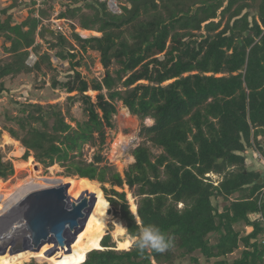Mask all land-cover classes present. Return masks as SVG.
Segmentation results:
<instances>
[{
    "label": "trees",
    "instance_id": "1",
    "mask_svg": "<svg viewBox=\"0 0 264 264\" xmlns=\"http://www.w3.org/2000/svg\"><path fill=\"white\" fill-rule=\"evenodd\" d=\"M61 6L58 19L70 22V37L45 27L53 4L40 18L30 10L20 23L11 15L3 19L9 10H0V98L8 92L7 79L32 74L49 76L54 90L69 95L65 110L60 103H18V114L7 119L15 127L5 125L0 138L6 131L26 149L24 163L35 160L50 169L60 162L66 177L102 185L107 207L97 205L102 213L93 222L102 220L84 233L83 245L102 230L106 214L111 220L110 206L119 218L113 235L132 239L152 224L172 241L162 253L141 254L133 246L121 251L106 228L97 235L101 250L89 252L83 264H178L189 257L200 264L197 253L215 264H264V173L249 165L257 156L264 161V0H156L123 24L118 22L129 13L126 5L121 15L99 0H65ZM78 28L99 35L85 38ZM31 51L33 66L27 64ZM90 51L100 53L105 69L91 81L79 70ZM59 61L69 64L67 81L59 79ZM90 91L97 92L96 101ZM77 103L85 120L74 117ZM119 103L142 122L154 121L140 135L162 150L156 156L146 144L138 146L124 175L103 154ZM86 146L96 149L92 162L79 157ZM4 159L0 151V179L7 181L15 168ZM209 174L221 182L215 185ZM125 186L136 190L140 223L127 193L116 190ZM87 189L99 194L95 185ZM217 199L228 203L222 211L213 203ZM239 225L251 232L243 236ZM241 244V257L230 263L227 257ZM80 254L72 247L56 257L64 262Z\"/></svg>",
    "mask_w": 264,
    "mask_h": 264
},
{
    "label": "rangeland",
    "instance_id": "2",
    "mask_svg": "<svg viewBox=\"0 0 264 264\" xmlns=\"http://www.w3.org/2000/svg\"><path fill=\"white\" fill-rule=\"evenodd\" d=\"M16 0H0V10L2 9H8L9 12L7 15L2 14L1 17L3 19H6L7 16L11 15L14 18V22L20 23L24 19H26L30 13V10H37L33 5L29 4L28 2H21V0L18 1V6L15 8H11L13 5V2ZM65 0H58L57 4L53 6V10H50L51 5L47 4L45 7L41 8L40 11H47L50 10L49 15H52L49 19L45 20L44 25L46 28H50V30L57 31V26L52 22L54 18H57V13L62 11V4H64ZM119 3L125 4L128 2L127 0H117ZM259 2V0H258ZM129 9L131 8V5L125 4ZM256 12V11H254ZM64 22L61 23V25L64 26L65 31L67 33V36H71L73 33V30L71 28L70 22L66 20H62ZM82 30V29H81ZM78 33H80L83 37H89L91 35L98 36L99 34L96 32L91 33H84L81 32L78 28ZM49 41L51 38H47ZM38 43L43 45L42 52H46L47 44L41 40L39 37L37 38ZM4 42V40H1L0 43V51L2 52L1 44ZM33 53V52H32ZM1 56L3 54L0 53ZM34 54V53H33ZM35 55V54H34ZM36 56V55H35ZM161 59L164 58V54L159 55ZM85 62L86 65L79 69L81 73L89 80H93L94 78H102L105 73V69L101 65L100 62V53L98 52H88V54L85 56ZM34 61L30 60V58L27 60V64L29 66L33 65ZM55 66L58 69L59 72V79L62 81H67L68 72L69 71V64L68 63H62L57 62ZM51 78L49 76L45 77L43 75H40L36 77V75H22L16 80L12 81L10 79L6 80V85L8 87V92L5 93L0 98V131L3 130V127L9 126V127H15V124L8 121V116H16L20 109V104L27 105L29 103H40V104H62L64 110L67 108V102L66 98L69 97L68 94L65 92L54 90L51 87ZM93 97V100L96 101L97 92L90 91L88 93ZM123 106L122 103L118 104V115L115 116V123L116 128L114 130L108 129L107 130V146L106 150L103 152L105 159L113 166L117 168V170L124 175V173L129 169V167L135 163L134 161L130 160V157L132 156V151L135 150L138 146L146 144L148 147L151 148L154 155L158 156L162 153V150L154 148L151 143L147 142L146 139L140 135L141 130L143 126L146 127H152L154 123H151L148 121L149 119L145 120L144 122L141 121L136 116L131 115L132 117L125 116L123 113ZM127 109V108H126ZM72 112L74 114V117L78 120H85L86 115L83 111L82 106L77 103L72 108ZM75 126V124H72ZM122 138H124L122 140ZM120 142H124V144L121 147H117V144ZM0 151L3 152L5 156V161L11 160L14 164L15 168V175L11 177L9 180L4 181L0 179V212L3 213V209L6 205L7 199H9L10 193L13 191V188L17 186L18 183L26 181V180H32L34 178L33 183L37 184H45L48 185V187H51L60 181L64 184H70L69 188V195L71 197L75 198L76 194L78 198L83 191H85V188L89 185H95L98 187L99 194L97 195V203L101 204V208L104 210L107 205L101 202L100 198V191H102V185L99 184L96 181H90V180H83L81 178L74 177V178H68L65 176V168L62 167L61 163H56V167L53 166L50 169H45L42 165H40L35 160H30L27 163H24L23 161V155L26 152V149L18 142L13 140L10 135L6 132H2V137L0 138ZM96 149L86 146L84 151L79 157H82L86 159L89 162L94 161ZM38 165V166H37ZM249 165L251 169H257L258 171L264 173V161L260 158V156H257L255 159L251 158L249 160ZM207 177H210V179L214 182H221L222 177H219L216 174H211L210 176L207 175ZM108 189H111L110 185H106ZM46 188V187H43ZM40 189V188H37ZM116 190L119 192H125L127 193V198L130 204V207L132 206L131 203H135L138 206L139 198L135 196L136 190H131L128 186H125L123 189L116 187ZM88 192L89 189H87ZM106 202V196L103 195ZM16 202H18L17 198H14L12 200V204L14 205ZM213 203L215 205H218L220 211L223 210L224 206L228 203L223 201L222 199L214 200ZM110 206V205H109ZM183 205L181 204L179 208H182ZM98 213H102L101 210L98 209ZM95 212V213H97ZM91 219V224L85 228V230L79 235L76 241L75 247H78L81 251V254L77 259H71L70 261H58L56 254L53 256H49L50 259L46 261L38 260L37 258H31L30 261H26L22 264H83L86 260V257L88 256V253L92 250H101L100 246V239L97 238V235L101 232H103L104 229L108 228L109 231L106 234L111 235L113 241L115 242L116 249L117 250H130L133 245L132 243H129L128 246L124 243L125 240H132L127 234L125 236H115L113 235V231L116 229V223L119 221V218L116 215V210L113 206H110L107 209V213L111 215V220L106 217L103 220V228L100 232L95 233L94 236L90 237L88 239V245H84L82 243L84 233H86L90 228L96 227V221L102 220V219H96L93 222V216ZM256 216H252L254 218ZM24 228L23 220H22V214L18 210H11L7 212L6 214L0 216V237H11L15 234L20 233L21 229ZM237 229L241 231L242 235L245 236L251 232V229L245 225H239L237 226ZM260 239H264V237H261ZM216 239L212 238V243H215ZM48 245V244H47ZM46 246V245H45ZM52 248V247H51ZM3 249V248H2ZM2 249H0V256H7L10 254V251L7 252L6 255L2 254ZM50 249V248H49ZM48 249V251H49ZM104 250V249H103ZM244 250V245L241 244L240 249H238L234 254L227 257V260L230 263H233L236 259H239L242 255V252ZM48 251H45L46 254ZM29 252V251H27ZM25 253V252H22ZM21 254V253H20ZM12 256H16L12 255ZM194 256L198 257L200 259V264H215L217 260L213 259L208 261L205 257H203L200 253L195 254ZM178 264H191L190 257L178 260ZM156 264V263H154Z\"/></svg>",
    "mask_w": 264,
    "mask_h": 264
},
{
    "label": "water",
    "instance_id": "3",
    "mask_svg": "<svg viewBox=\"0 0 264 264\" xmlns=\"http://www.w3.org/2000/svg\"><path fill=\"white\" fill-rule=\"evenodd\" d=\"M127 1L131 8L119 24L131 21L141 6L156 3V0ZM69 188L70 184L60 181L51 187L35 189L25 195L15 209L22 214L26 235L21 242L4 246L2 254L6 255L8 251L11 255L29 250L40 252L47 244L54 246L49 251V256L62 250L70 253L73 244L86 228L96 206L97 196L95 193L84 192L79 198H73L69 195ZM135 216L140 223L138 211Z\"/></svg>",
    "mask_w": 264,
    "mask_h": 264
},
{
    "label": "bare ground",
    "instance_id": "4",
    "mask_svg": "<svg viewBox=\"0 0 264 264\" xmlns=\"http://www.w3.org/2000/svg\"><path fill=\"white\" fill-rule=\"evenodd\" d=\"M123 113L125 114V116H129V117H132L129 110L126 109V108H123ZM151 123H154V121L152 119L149 118V120ZM124 138H122L123 140ZM124 144V142H120L117 144V147H121L122 145ZM123 147V146H122ZM130 160L131 161H134V158L133 157H130ZM83 180H88V179H83ZM32 181H34V178H32V180H26V181H23V182H20L17 184L16 187L13 188V191L10 193L9 195V199H7V202H6V205L3 209V213L0 212V216L4 214H6L7 212L11 211V210H16L15 209V206L17 205V203L23 198L25 197V195H27L29 192L37 189V188H43V187H48V185H45V184H35L33 183ZM84 192H88V191H83ZM82 193V194H83ZM81 194V195H82ZM80 195V196H81ZM79 196V197H80ZM78 197V198H79ZM14 198H17L18 202H16L14 205H9V204H12V200ZM132 206H131V211L134 213V214H137V205L135 203H131ZM98 211V207L95 206L88 222H87V226H89L91 224V219H92V215L93 213L97 212ZM21 232L18 233V234H15L14 236H7V237H0V249L4 248V246H7L13 242H21V240L25 237V232H24V228L20 230ZM76 245V242L73 244L72 247H75ZM52 247V248H51ZM53 245L52 244H48L46 246H44L40 252H32L29 250V252H25V253H21V254H16V256H12L11 254L7 255V256H0V264H22L26 261H30L31 258H37L38 260H42V261H46L48 259H50V257L48 256V253L51 249H53ZM50 248V249H49ZM49 249V251H48ZM45 251H48V253L46 254Z\"/></svg>",
    "mask_w": 264,
    "mask_h": 264
},
{
    "label": "clouds",
    "instance_id": "5",
    "mask_svg": "<svg viewBox=\"0 0 264 264\" xmlns=\"http://www.w3.org/2000/svg\"><path fill=\"white\" fill-rule=\"evenodd\" d=\"M171 243V239L162 229L152 224L145 225L136 236L132 237L133 247L141 254L145 251L162 253L171 246Z\"/></svg>",
    "mask_w": 264,
    "mask_h": 264
},
{
    "label": "built area",
    "instance_id": "6",
    "mask_svg": "<svg viewBox=\"0 0 264 264\" xmlns=\"http://www.w3.org/2000/svg\"><path fill=\"white\" fill-rule=\"evenodd\" d=\"M23 1L28 2L29 4H31L35 8H37L35 16L37 18H40V9L45 7L47 4H50V5L53 4V6H55L57 4L58 0H23ZM21 2H22V0H21ZM99 2L106 3L110 12L115 14V15H121L123 13L122 7L125 6V4L119 3L117 0H99ZM128 4H129V2H128ZM58 15H59V13H57V16H56L57 18H54L52 20V22L57 26L56 28H57L58 32H61L62 34L67 35L64 26L61 25V23H62L61 20L58 19ZM30 60L34 61V63H33V65H34L37 61V57L32 53L30 56ZM33 65H31V66H33ZM210 175L211 174H209V176ZM214 183H215V185L219 184V182H214ZM255 218L256 217H254V219Z\"/></svg>",
    "mask_w": 264,
    "mask_h": 264
},
{
    "label": "crops",
    "instance_id": "7",
    "mask_svg": "<svg viewBox=\"0 0 264 264\" xmlns=\"http://www.w3.org/2000/svg\"><path fill=\"white\" fill-rule=\"evenodd\" d=\"M58 13H59V12H58ZM59 20H61V19H59ZM61 22H64V21L61 20ZM79 30H80L81 32H84V33H86V32H87V33H91L90 31H84V30H81V29H79ZM31 54H32V53H31Z\"/></svg>",
    "mask_w": 264,
    "mask_h": 264
}]
</instances>
